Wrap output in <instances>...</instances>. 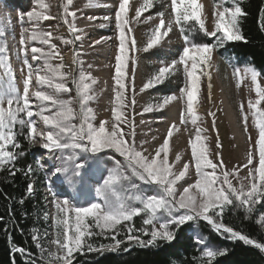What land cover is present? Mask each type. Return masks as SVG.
Masks as SVG:
<instances>
[{
    "label": "snow or ice",
    "instance_id": "1",
    "mask_svg": "<svg viewBox=\"0 0 264 264\" xmlns=\"http://www.w3.org/2000/svg\"><path fill=\"white\" fill-rule=\"evenodd\" d=\"M72 0H66L64 7L65 20L69 25V31L73 39H59L65 45L75 44L81 39L79 35L80 29L75 27V13L70 12L68 7ZM228 3L229 0H224ZM232 7L219 5L213 11L214 28L208 31L206 21L203 14V5L199 0H171V9L174 16V23L179 29L184 47L178 60L173 59L170 62H161L162 66L154 73L142 86L141 92L162 85L165 81L176 72L180 66L187 78V86L180 88L181 98H186V114L191 118V123L197 125L198 116L196 114V104L198 103L199 82L200 77L197 75L198 67L203 68L210 66L212 52L217 45H222L226 41H243L245 37L242 35L239 24L242 17L247 13L241 7V0H230ZM154 6V0H143V4L136 9L133 19L139 20L142 13ZM49 5L44 0H37V7L29 10L26 14L29 23L40 22L41 20L53 19L48 14ZM129 11V0H119L118 9L115 12L116 28L118 31V53L115 56V75L113 77L115 87L114 103L112 108V117L119 125L130 127L127 133L132 139L126 138L124 127H119L117 123L112 124V130L106 129L107 121H101L96 127L93 123L94 112L87 104L96 98L94 85L97 83L89 75L81 70L78 76H73L72 83L75 85L77 100L80 109L77 112L72 107L74 101L72 99L65 100L62 98L63 93L71 92V89L65 82L67 73L62 69L63 57L61 56L57 46L52 43V32L38 31L35 26L29 30L24 29L21 34L19 49L20 55L23 56V65L27 68V75H23V91L17 87L14 75L10 68L9 58L7 56V46H0V169L6 165H13L17 156H23L24 152L18 151L21 148L17 137L24 135L30 144H35L37 139L40 140V147L53 155L54 159L61 160L59 166H53L50 169L51 176L64 175L69 183L72 180L68 178V161L75 159L79 153L97 154L112 149L123 157L124 163L119 161L109 174L103 180L101 187L97 188V192L103 193L102 202H92L88 206L69 205V200L64 197L54 199L53 206L58 213H62L63 218L53 217V224L57 228L56 239L53 244L59 246L60 251L64 252L62 256H56V264H73V253L82 252L86 237H91L94 233L91 231L92 224L86 222V218H91L95 228L100 229L101 234L114 232L112 240L114 244L100 245L93 247L87 245L89 252H115L120 248L121 241L116 239L119 234L118 226L130 222L133 217L142 213L145 215L143 225L150 226L141 229L127 227V240L134 241L142 247L152 246L158 242L171 243L175 240L179 230L189 224L195 227L190 229L197 234V242L202 245L201 251L206 258L202 264H211L218 256L226 253V249L220 250L212 245L210 240H206L199 234V221H203L218 234H227L226 238L230 240L242 241L245 245L253 246L264 252V242L251 238L240 231L234 230L232 227L226 226L219 221L225 210L230 206L233 208H241L244 210L246 217L254 213V206L264 204V107H260L264 102V87L258 82L259 73L255 68L246 66L244 73L246 77H250L253 90L256 94L255 101L249 99L248 110L253 116V123L258 129V146L259 164L254 165V157L250 153L247 164L253 165L249 170V183L245 186L242 182L239 187L233 185L230 177L236 176L238 169L228 171L222 159L219 163L209 158L210 147L207 143V136L203 135L206 129L196 128L194 139L189 140L191 147V156L196 172V180L183 188L181 192H177L178 182L186 177L189 164L185 163L183 169L177 174L174 171V164L180 161L179 154L176 156L175 162L169 161L170 138L174 132L178 131L175 124L169 126L167 135L163 139L162 144L155 150V154L149 158L140 150H137L135 143V124L129 121L125 113L128 107L125 95L127 91L126 84V59L128 45L131 50L135 51V39L133 38L129 44L128 33L131 28L128 26L130 21L127 19ZM24 15L20 17V22H24ZM73 18L69 22L67 17ZM159 23L151 29L149 38L145 45L144 51L156 48L162 44V41L169 36L172 31L173 21L165 24L163 13H157ZM89 19H94L89 17ZM108 19V17H105ZM149 16L145 22L151 20ZM264 27V20L261 21ZM6 33V29L0 28V39ZM24 33H27V39L46 45L48 50L39 47H32V60L42 61L43 67H33L28 62L27 48L25 45ZM203 33L205 36L214 37L217 41L216 45L208 43L196 42V37ZM96 43H99L97 41ZM39 54V55H38ZM78 55V54H76ZM60 58L59 64H52V60ZM133 59V64L135 59ZM190 62V63H189ZM208 75L209 81L211 79ZM240 76L239 70L235 73ZM35 75V83L41 90H34L30 93L32 78ZM7 76V81H5ZM239 87V82L237 84ZM44 88L51 91L42 90ZM211 84L209 83V100L211 99ZM134 84H133V92ZM32 97L39 103L33 104ZM175 95H164L160 102L154 107L157 110H163L171 102L175 101ZM135 104V99L131 101ZM7 105V106H5ZM245 124H247V114L244 113L243 104L240 105ZM154 108L152 105L146 106L143 111L150 112ZM186 114L181 113V123H186ZM213 117V130H215V114L209 113ZM80 117V124L77 125L73 121ZM34 117H38L43 122L45 130L39 131L38 124ZM19 126L20 131H17ZM26 128V134L24 129ZM217 148L221 147L219 138L216 142ZM12 150H9V149ZM68 152L67 157L61 155L57 157L55 154ZM162 156V159H161ZM219 156V153H217ZM39 163V162H37ZM84 168V164L77 163L73 171L74 176L80 175V170ZM14 167L10 169L11 174H15ZM27 172L32 173V167L29 165ZM130 173V174H129ZM133 178L140 184L133 182ZM140 185L154 188L149 194L148 191L142 189ZM195 189L193 193L191 190ZM33 185H28L27 192L31 194ZM23 203V201H21ZM75 213L74 227L70 224L68 213ZM164 219L160 222V216ZM255 223L264 230V215H261ZM158 224V226H157ZM35 231V230H34ZM134 231L141 232L144 236L150 238L145 240L134 235ZM32 240L36 242L38 248L41 247L37 234L32 236ZM12 251L25 253L26 250L14 246ZM127 251V249H125ZM30 255V254H29ZM49 255H53L49 253ZM28 264V262H26ZM30 264H36L35 260Z\"/></svg>",
    "mask_w": 264,
    "mask_h": 264
},
{
    "label": "rangeland",
    "instance_id": "2",
    "mask_svg": "<svg viewBox=\"0 0 264 264\" xmlns=\"http://www.w3.org/2000/svg\"><path fill=\"white\" fill-rule=\"evenodd\" d=\"M44 2L49 5L47 12L53 19L41 20L38 23H29L24 14L34 7H37V0H14L16 4L14 6L11 5L12 0H0V28L6 29L5 35L0 39V46L5 44L7 46V56L17 87L22 93V69L23 75H27V68L24 67L22 62L23 56L19 53L22 32L24 29L31 30L34 26L38 31L52 32L53 39L51 42L57 46L63 57L65 67L62 71L68 74L65 82L71 89V92L63 93L62 98L65 100L72 99L74 101L72 107L79 112L80 105L77 100V93L75 85L72 83V78L74 75L78 76L82 70L83 73L97 81L94 85L96 98L87 104V107L91 108L94 112V125L98 127L101 121H107L106 129L108 131L112 130L113 123H117L119 127H124L123 125H119V122L114 121L111 111L116 106L114 103L115 93L113 89L115 83L113 77L115 75V56L118 53L119 45L115 19V12L118 9L119 0H72L68 10L75 13L74 23L75 27L81 30L79 32L81 39L76 41L75 44L68 45L63 44L59 39L60 37L73 39L69 31V25L64 22L65 12L62 5H66V0H44ZM199 3L203 5V14L208 31H212L214 28V9L221 4L226 7H232L230 0L228 3H225L224 0H199ZM142 4L143 0H129L127 19L130 21L128 26L131 28V32L128 33V40L130 44L131 40L133 38L135 39L136 50L133 51L126 45L128 51L125 69V82L127 84L125 95L128 104L125 113L129 121H134L135 124L134 139L137 150L142 151L145 156L151 158L155 154V150L162 144L169 126L172 124L177 126L178 131L174 132L170 138L169 161L175 162L177 154L180 155V161L174 164V171L177 174L183 169L185 163L189 164L186 177L178 182L177 192L179 193L184 187L193 184L197 178L189 140L194 139L197 127L206 129L207 131L203 132V135L208 138L207 143L210 147L209 158L216 163H219L222 159L225 168L230 172L233 169H238L237 175L230 177L233 185L239 187L242 182L247 186L249 181L246 178L248 177L249 170L253 168V165H248L247 168L244 165L247 164L250 153L254 157V165L258 166L259 164L258 146L256 145L258 129L255 127L253 116L248 110V101L249 99L255 101L256 94L253 90L250 77H246L244 73L246 66H253L248 61L239 63L233 55L221 52L223 45L230 41H226L222 45H217L212 52L210 66L203 68L202 71L200 67L197 69L200 82L198 103L195 107L199 119L197 125H193L191 118L186 114V98H181L180 88L187 86V78L182 66L164 84L141 92L143 84L162 66L161 62L167 63L173 59L178 60L185 46L179 29L174 23L170 1L154 0V6L143 12L139 20L133 19L136 9ZM157 13H163V19L166 25L169 21H173L172 31L162 41L160 46L144 51L151 29L159 23ZM22 15H24L23 23L20 22ZM149 16L152 19L145 22ZM89 17H93L94 19H89ZM105 17H108V19H105ZM67 19L69 22L73 20L71 16H68ZM27 35V33H24V47L28 50V62L33 67H43L42 61L32 60L31 48L39 47L48 50L47 46L28 40ZM97 41L99 43H96ZM196 42L212 45L217 44L214 37L205 36L203 33H200L196 37ZM132 58L135 59L134 64ZM60 62L59 57L52 60V64L54 65ZM237 70L240 72L239 77L235 74ZM204 73L210 74V81L208 75ZM4 79L7 81V76ZM238 82L239 87L237 86ZM258 82L264 87V77L260 73ZM209 83L211 84L210 100ZM4 86L6 84L0 85V87ZM34 90H41L35 83V75L32 78L30 93ZM42 90L51 91L47 88ZM164 95H175L177 99L167 105L163 110L155 109L154 106L160 102ZM133 99H135L134 105L131 103ZM32 101L33 104L39 103L34 97H32ZM241 104L244 106V113L247 114V124H245L241 113ZM148 105H152L154 110L144 112L143 109ZM260 107H264V102L261 103ZM182 112L186 114V123H181ZM210 112L215 114V130H213V117L209 115ZM34 119L37 121L38 130H45L43 122L38 117H34ZM80 122L79 116L73 121L77 125ZM130 130V127H124L126 138L131 141L132 138L127 135ZM17 131H20L19 126H17ZM23 131L26 134V128ZM20 136L25 141V151L29 149L33 157V164L31 165L32 192L35 193L37 186H39L43 197V226L38 234L41 247L38 249L47 255L48 264H56L55 257L64 255V252L60 251L58 245L52 243L56 239L57 234V228L53 224V217L63 218L64 214L58 213L57 209L53 206V200L66 197L69 200L70 206L76 205L84 207L92 202H102L103 193L97 192V188L102 186L104 178L114 168L116 162L119 161L123 164L124 159L112 149H107L96 156L79 153L75 156V159L68 161L66 165L68 168V178L72 180V183H69L64 175L51 176L50 169L54 165L59 166L62 161L54 159L52 154L42 149L39 138L35 144H30L24 135ZM217 137L221 144L220 148L216 146ZM19 144L22 146V143ZM9 150L12 149L10 148ZM217 153H219V156H217ZM55 155L57 157L61 155L67 157L69 153L65 152L61 154L57 152ZM77 163L84 164V168L80 170L79 176H74L73 171ZM50 179L58 181L55 183ZM133 182L140 184L135 178H133ZM140 187L148 191L149 194L154 190V188H148L144 185H140ZM191 191L194 193L196 190L192 189ZM47 193L50 196L49 199L46 197ZM254 209L258 211L259 218L261 215H264V204L255 205ZM134 218H140L138 222L139 228L137 229L144 227L150 228V226L143 225V219L145 218L143 213ZM68 219L74 227L75 213H68ZM163 219L164 217L161 215L160 222ZM132 220L125 222L124 225L131 227L129 224H131ZM86 222L92 224L91 231L93 233L97 231L101 232L100 229L95 228L91 218H86ZM137 232L141 233L139 231ZM110 233L114 232H108L107 234ZM192 233L197 240V234L193 231ZM199 234L206 240H209L200 232ZM212 245L219 249L217 245L213 243ZM49 253L53 255L50 256ZM76 253H73V257Z\"/></svg>",
    "mask_w": 264,
    "mask_h": 264
},
{
    "label": "trees",
    "instance_id": "3",
    "mask_svg": "<svg viewBox=\"0 0 264 264\" xmlns=\"http://www.w3.org/2000/svg\"><path fill=\"white\" fill-rule=\"evenodd\" d=\"M241 7L247 13L239 24L245 40L230 41L223 45L221 52L233 55L239 63L250 62L264 77V27L261 25L264 20V0H241ZM17 140L22 143L18 151L25 152L24 155L17 156L14 166L6 165L0 169V264H30L32 260L36 264H48L47 255L32 240V236L38 235L43 226L44 211L40 187L37 186L35 193L27 192L28 185L32 184L31 173L27 172L28 166L33 164L32 153L29 149L25 151L22 136H18ZM13 167L19 169L14 175L10 173ZM218 219L226 226L264 242V230L255 223L259 219L256 209L251 216L246 217L243 209L230 206ZM139 220L140 218H134L129 225L137 229ZM198 223V232L220 250H227L225 254L218 255L211 264H264V252L245 245L242 241L227 239V234L216 233L203 221ZM194 226L189 224L182 227L171 243L158 242L142 247L127 240V227L122 224L118 226L119 234L116 236L121 241L120 248L103 254L89 252L87 245L99 247L102 244H114L112 235L115 233L101 234L97 231L85 239V247L82 252L74 255L73 264H202L206 258L201 251V244L190 230ZM133 234L145 241L150 238L137 231ZM14 246L21 247L26 252L12 251Z\"/></svg>",
    "mask_w": 264,
    "mask_h": 264
},
{
    "label": "bare ground",
    "instance_id": "4",
    "mask_svg": "<svg viewBox=\"0 0 264 264\" xmlns=\"http://www.w3.org/2000/svg\"><path fill=\"white\" fill-rule=\"evenodd\" d=\"M166 1H170V3H171V0H166ZM11 5H16L15 3H14V0H12V3H11ZM168 24V23H167Z\"/></svg>",
    "mask_w": 264,
    "mask_h": 264
}]
</instances>
